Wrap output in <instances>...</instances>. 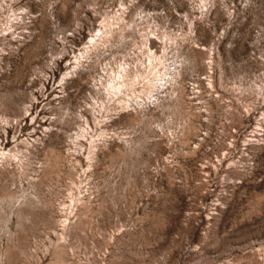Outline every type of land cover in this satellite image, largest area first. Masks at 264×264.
<instances>
[{
  "label": "rangeland",
  "instance_id": "374dc122",
  "mask_svg": "<svg viewBox=\"0 0 264 264\" xmlns=\"http://www.w3.org/2000/svg\"><path fill=\"white\" fill-rule=\"evenodd\" d=\"M0 264H264V0H0Z\"/></svg>",
  "mask_w": 264,
  "mask_h": 264
}]
</instances>
